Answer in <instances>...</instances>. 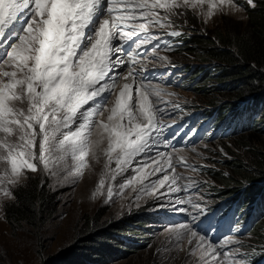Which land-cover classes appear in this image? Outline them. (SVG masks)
<instances>
[{
  "label": "snow or ice",
  "instance_id": "6c2138e0",
  "mask_svg": "<svg viewBox=\"0 0 264 264\" xmlns=\"http://www.w3.org/2000/svg\"><path fill=\"white\" fill-rule=\"evenodd\" d=\"M246 2L255 7L254 0ZM205 4L209 17L223 5L240 10L234 0H0V133L5 137L0 139V160L6 164L0 196L14 198L10 186L26 172L39 173L41 165L50 175L60 174L50 167L52 161L64 162V173H82L105 138V168L112 180L132 168L138 157L147 156L163 127L158 120L163 109L152 99L161 97L162 89L145 84L144 77L130 67L125 79L132 77L133 83L119 88L106 118L102 110L108 100L105 93L115 87L128 65L123 45L132 41L139 50L158 40L151 29L169 27L172 17L184 15L180 9L195 10ZM105 14L107 18H101ZM140 33L145 35L133 40ZM117 40L122 43L115 44ZM128 55L135 64L131 50ZM10 137L16 142L10 143ZM113 162L114 169L110 168ZM148 167L150 172L145 171ZM167 167L174 171L170 156ZM133 170L136 175L129 184H139L145 193L149 191L144 184L148 176L167 171L158 160ZM104 183L101 179V187ZM186 187L178 184L175 175L167 174L151 184L158 210L190 216L187 224L169 228L177 240L181 230L197 235L192 230L194 223L208 206L206 201H185L182 193ZM107 191L111 197V184ZM186 204L192 205L191 212ZM205 236L199 237L201 258L211 256L216 264L220 253Z\"/></svg>",
  "mask_w": 264,
  "mask_h": 264
},
{
  "label": "rangeland",
  "instance_id": "374dc122",
  "mask_svg": "<svg viewBox=\"0 0 264 264\" xmlns=\"http://www.w3.org/2000/svg\"><path fill=\"white\" fill-rule=\"evenodd\" d=\"M242 1L247 3L246 0ZM234 3L237 4L235 1ZM159 11L161 15L164 14L163 10ZM180 11L184 15L172 17V24L169 27L151 29L152 33L158 36V40L167 36V29H172L189 35L187 44L197 36H212L213 31L220 26H237L239 22H245L248 19L242 6H240V10L232 9L228 5L219 6L214 9L210 17L207 15L206 4L195 10L188 8L180 9ZM101 18H107L106 14ZM144 35L140 33L133 37V40L138 41ZM158 40L142 45L139 50L135 48L132 41L123 45L126 50L123 58L128 61V65L121 71L115 87L105 93L108 100L102 105V110L105 112L104 118H106L119 88L124 83H133L132 77L125 79L129 68L140 73L144 77L145 84L159 87L163 92L159 98L152 97L157 108L163 109L158 113V120L163 125L156 134L158 143L147 156L138 157L134 161L133 167L123 175L117 176L115 180L111 179L109 170L105 168L107 162V158L104 156V149L107 146L106 138L95 149L96 158L89 157V167L78 175L64 173L62 171L64 162L56 163L55 161L51 162L50 167L59 171L58 175H50L43 170L42 165L39 173L26 172L25 175H22L15 185L10 186L12 190L29 177L41 176L48 180L52 190L60 192L58 208L56 213L41 227L34 228L24 225L12 230L5 221L3 212L4 203L12 199L0 196L1 264H54V260L63 263L62 255L64 253L61 252L73 243L76 233L85 225L87 219L98 215L101 220L108 221L135 214H142L141 217L147 219L144 228L149 231V234L144 235L146 239L140 240L137 247L132 248L125 258L112 261L109 264H212L211 256L201 258V249L198 247L199 237L204 234L201 221L208 213L203 211L201 218L195 221L194 229H192L197 231L195 237L192 236L191 231L181 230L180 239L177 240L176 234L170 232L169 228H178L182 223L187 224L190 216L158 210L159 204L151 194L153 191L151 184L157 179H162L164 174L170 177L175 175L180 186H188L183 190V199L185 201L192 199L194 203L206 201L208 205L206 208H208L218 202L222 198L221 196L227 197L229 194H220L223 185L211 179L207 169L224 171L225 175L231 176L233 171L229 170L228 162L239 161L246 164L252 157V149L264 152V134L259 132L257 127L249 125L246 131L232 135L222 133L220 136H212L211 129L202 139L200 136L187 144L176 142L179 133L178 129L174 130L173 127L180 123L185 113H193L195 109L206 107H218L224 110L236 98L232 89L228 90L226 86L218 88L214 75L198 77L196 81L189 80L190 76L199 68H216L217 65L214 61H201V53L198 51H195L194 54L189 53L188 50L176 53L177 50L171 46L156 47ZM114 43L121 44L122 42L117 40ZM130 50L136 60L135 64L129 60ZM189 66L194 68L191 74L183 71L185 67ZM151 70H162L164 74L159 76L160 79H152L156 75L150 73ZM227 82L230 84V88L240 87L235 79L227 78ZM201 88L203 89L201 90ZM96 119L99 120L101 117L97 115ZM239 120L245 121L243 116ZM218 122L216 118L213 122L214 127ZM190 125L191 121L187 119L182 129L183 132H187ZM166 126L170 130L169 137L166 136ZM258 127H264V120ZM93 133H95V129H93ZM4 138V134L0 133V139ZM95 138L93 135V139ZM8 140L10 143L16 142L14 137H10ZM165 141L169 142L167 147ZM159 153L165 155L160 157ZM169 156L172 158L174 171L167 167ZM153 160L160 161V165L167 171L148 176L144 184L149 187V191L145 193L139 184L135 182L129 184V180L136 175L134 168L145 164L150 166ZM110 168H115L114 162ZM5 171L6 164L0 160V177L4 176ZM145 171L150 172L151 167L146 168ZM243 177L234 175L233 191L251 184L250 180ZM101 179L105 181L103 187L100 185ZM109 184L113 187L111 197L108 196L107 191ZM98 188L100 191H97ZM185 207L190 212L192 211V205L186 204ZM138 219L135 220V223L140 222ZM203 227L206 228V225ZM213 230L214 228L211 227L208 232L211 234ZM257 231L261 233V240L264 239V217L259 219L248 232L228 236L230 240L227 241L230 243L214 242L208 235L205 236V240L212 243L220 253L216 264H221V262L223 264H247L251 257L250 254L252 255L256 248L264 246V243H255L257 236H254L253 233Z\"/></svg>",
  "mask_w": 264,
  "mask_h": 264
},
{
  "label": "trees",
  "instance_id": "16d2710c",
  "mask_svg": "<svg viewBox=\"0 0 264 264\" xmlns=\"http://www.w3.org/2000/svg\"><path fill=\"white\" fill-rule=\"evenodd\" d=\"M234 1L245 9L248 16L245 22H239L237 26H220L213 31L212 36H197L187 44L190 36L182 33L171 47L177 50L176 53L188 50L194 54L198 51L201 53V61L216 63V68H199L189 80L196 81L198 77L214 75L218 88L226 86V89L234 91L235 100L224 110L218 107L215 109L218 123H231L235 120L237 132L240 129L246 131L252 125L264 134V127H258L264 120V0H254L255 7L242 0ZM193 70L189 66L183 71L191 74ZM227 78L235 79L240 87L230 88V84L226 83ZM242 116L244 122L239 120ZM251 153L252 157L246 164L227 161L229 170L233 171L231 176L225 175L224 171L207 169L209 177L223 185L220 194L242 196L244 201L240 212L246 210L248 203L250 205L254 199H258L259 207L264 210V152L252 149ZM234 175L246 177L251 184L233 191ZM13 191L14 198L3 205L4 219L12 230L24 225L41 227L57 211L60 192L52 190L48 180L41 176L27 178ZM221 197L225 199L226 196ZM246 214L247 211L243 219ZM141 216L135 214L106 221L97 215L87 219L76 233L73 243L61 252L64 253L63 263L54 260V264H109L125 258L140 240L146 239L144 235L149 234L144 228L147 219ZM136 219L140 222L135 223ZM253 235L257 236L255 243H264L259 231Z\"/></svg>",
  "mask_w": 264,
  "mask_h": 264
},
{
  "label": "bare ground",
  "instance_id": "6f19581e",
  "mask_svg": "<svg viewBox=\"0 0 264 264\" xmlns=\"http://www.w3.org/2000/svg\"><path fill=\"white\" fill-rule=\"evenodd\" d=\"M126 50H124V52H125ZM124 54V53H123ZM137 83V82H136ZM138 84V83H137Z\"/></svg>",
  "mask_w": 264,
  "mask_h": 264
}]
</instances>
